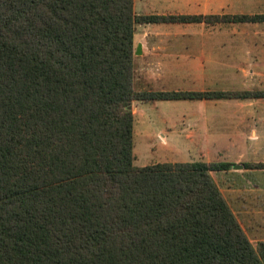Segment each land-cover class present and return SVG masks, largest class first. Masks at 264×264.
Listing matches in <instances>:
<instances>
[{
	"label": "trees",
	"instance_id": "obj_1",
	"mask_svg": "<svg viewBox=\"0 0 264 264\" xmlns=\"http://www.w3.org/2000/svg\"><path fill=\"white\" fill-rule=\"evenodd\" d=\"M158 23L264 24V13L0 0V264H263L210 175L231 164L133 165L132 102L264 99L135 90V25Z\"/></svg>",
	"mask_w": 264,
	"mask_h": 264
},
{
	"label": "rangeland",
	"instance_id": "obj_2",
	"mask_svg": "<svg viewBox=\"0 0 264 264\" xmlns=\"http://www.w3.org/2000/svg\"><path fill=\"white\" fill-rule=\"evenodd\" d=\"M195 3L200 6L191 8V11H196L197 15L264 13V0H195ZM138 10L140 9L137 4L135 14L143 15ZM152 28L153 26L146 24L135 25L134 52L138 44L142 46L141 54H134L135 90H264V24H197L190 26L188 31L184 30L182 34L188 38L183 40L164 36L158 40L150 31L144 35L142 30ZM168 34L166 33V36ZM237 102H132L130 109L133 114V165L143 167L157 163L199 161L200 156L206 154L203 146L198 145L200 129L207 120L203 118L204 112L225 114L217 116L215 120H209L207 128L213 129L216 123L223 136L230 138L237 128L250 121L238 119L233 114L244 115L252 110L264 113V100L252 104ZM258 126L264 127V118L254 119V127ZM226 145L225 143L223 146ZM210 175L228 206H232L228 190L232 182L222 172L212 171ZM245 224L248 228L250 226L251 230L259 225L264 227V222L258 224V221ZM251 242L264 264V243L255 239Z\"/></svg>",
	"mask_w": 264,
	"mask_h": 264
},
{
	"label": "crops",
	"instance_id": "obj_3",
	"mask_svg": "<svg viewBox=\"0 0 264 264\" xmlns=\"http://www.w3.org/2000/svg\"><path fill=\"white\" fill-rule=\"evenodd\" d=\"M137 4L140 9L138 12L143 15L157 16L197 15L195 14L196 11H191V8L195 9L200 6L195 3V0H133L134 13L136 12ZM146 25L150 27L153 26V28L152 30H142L144 35L146 34L145 32L150 31L155 34L158 40L163 36L174 39L180 38L183 40L184 38H188L185 34H182L184 30L188 31L190 26L197 24L158 23ZM166 33L169 34L166 36ZM173 33L176 35H173ZM262 100L264 99L233 101L252 104ZM202 101L219 102V100ZM220 115L225 116V114H218V112L215 111L203 113L204 120H207L203 123L204 129H200L198 145L203 146V150L206 154L203 157L200 156L199 161L207 164L214 162H226L231 164L229 170L221 171L225 173V176L232 182L228 189L230 191L229 193L232 198L233 206H230V209L250 243L252 244V239L264 243L263 225H259L255 228L253 227L251 230L250 226L249 229L245 224L247 222L251 223V221H258V224L264 222V168L250 169L245 167V164H264V127H254V119L256 117L264 118V113L252 110V112H247L244 115H241V113L233 114L234 117L238 119L243 118L245 120L249 119L250 121H246L244 126L242 125L241 128H237L231 138L224 137L223 132L217 127L216 123L214 125L215 128H207L209 120H215L217 116ZM230 116H232V114H230ZM199 118L201 119V114ZM224 142L227 144L226 146H223L225 144Z\"/></svg>",
	"mask_w": 264,
	"mask_h": 264
},
{
	"label": "water",
	"instance_id": "obj_4",
	"mask_svg": "<svg viewBox=\"0 0 264 264\" xmlns=\"http://www.w3.org/2000/svg\"><path fill=\"white\" fill-rule=\"evenodd\" d=\"M134 54H135V55H140V54H141V45H140V44L137 45Z\"/></svg>",
	"mask_w": 264,
	"mask_h": 264
}]
</instances>
